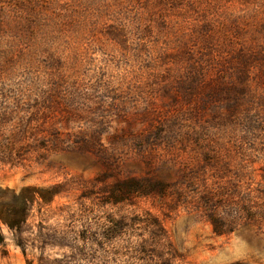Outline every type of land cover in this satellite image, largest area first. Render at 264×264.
Segmentation results:
<instances>
[{"label": "rangeland", "instance_id": "rangeland-1", "mask_svg": "<svg viewBox=\"0 0 264 264\" xmlns=\"http://www.w3.org/2000/svg\"><path fill=\"white\" fill-rule=\"evenodd\" d=\"M23 188L0 264H264V0H0V206Z\"/></svg>", "mask_w": 264, "mask_h": 264}, {"label": "trees", "instance_id": "trees-1", "mask_svg": "<svg viewBox=\"0 0 264 264\" xmlns=\"http://www.w3.org/2000/svg\"><path fill=\"white\" fill-rule=\"evenodd\" d=\"M28 190L32 192L30 195H25L24 192ZM37 190L35 188H23L18 194L14 193L13 202L6 203L0 206V245H2L5 241V236L2 232V224L9 227L11 230L19 231L22 229L23 225L26 224L30 212V206L33 204L35 200ZM109 202L118 203L129 199L135 193H143L141 191V187L138 183H134L131 181H123L122 183L117 185V187L113 191H106ZM112 222L111 219L108 222ZM114 226L119 227V229H115ZM121 225L120 223H105V228L103 230V236L108 240L115 239L120 234ZM92 230H86L85 233L88 234ZM220 233V231H217ZM83 242L87 243L88 240H91L89 236L83 237ZM23 252L26 255L25 249L23 248ZM40 264H56V259H51L40 256ZM27 264H31L27 259Z\"/></svg>", "mask_w": 264, "mask_h": 264}]
</instances>
